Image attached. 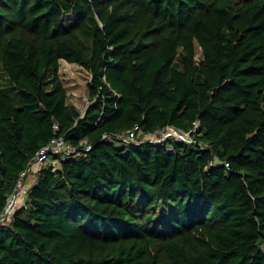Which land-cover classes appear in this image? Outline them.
Segmentation results:
<instances>
[{
  "label": "trees",
  "instance_id": "1",
  "mask_svg": "<svg viewBox=\"0 0 264 264\" xmlns=\"http://www.w3.org/2000/svg\"><path fill=\"white\" fill-rule=\"evenodd\" d=\"M56 136L91 149L41 168L0 264H264V0H0V212Z\"/></svg>",
  "mask_w": 264,
  "mask_h": 264
},
{
  "label": "built area",
  "instance_id": "2",
  "mask_svg": "<svg viewBox=\"0 0 264 264\" xmlns=\"http://www.w3.org/2000/svg\"><path fill=\"white\" fill-rule=\"evenodd\" d=\"M103 80L106 85L110 86L106 76L103 77ZM102 87L101 85L100 89H102ZM115 94L120 96L118 92H115ZM88 99L84 111H86L92 103V101ZM194 125L195 128L191 131L169 124L165 127L156 129L154 132L142 131L139 126H135L116 136L104 134V138L114 140L117 145H141L144 142H149L153 145H161L172 141L194 144L197 142L196 134L198 133L199 122L196 121ZM85 143L86 142H81L77 145L67 140L64 136H56L50 142L44 144L30 159L28 166L20 173L15 190L9 195L6 206L0 212V227L10 224L16 211L25 205L29 191L36 182L37 174L43 166L47 164L56 166L55 160L57 161L58 157L80 156L84 154V152L91 149V145ZM170 148L172 149V147ZM35 169L37 171H35ZM35 172L37 174H35ZM30 176H36V178H34L32 182H29L31 181L28 180Z\"/></svg>",
  "mask_w": 264,
  "mask_h": 264
},
{
  "label": "rangeland",
  "instance_id": "3",
  "mask_svg": "<svg viewBox=\"0 0 264 264\" xmlns=\"http://www.w3.org/2000/svg\"><path fill=\"white\" fill-rule=\"evenodd\" d=\"M201 56V48L197 46L196 57L201 58ZM61 69L63 79L70 94V102L75 103L83 112L88 103V82L91 75L77 64L62 65ZM55 164L59 166V161L55 160ZM34 178H36V176Z\"/></svg>",
  "mask_w": 264,
  "mask_h": 264
},
{
  "label": "crops",
  "instance_id": "4",
  "mask_svg": "<svg viewBox=\"0 0 264 264\" xmlns=\"http://www.w3.org/2000/svg\"><path fill=\"white\" fill-rule=\"evenodd\" d=\"M69 65V64H74V63H70V62H68L67 60H65V59H61L60 60V69H59V72H60V75H61V77L63 78V75H62V65ZM76 65V64H75ZM67 86V85H66ZM73 103V102H72ZM73 104H75V103H73ZM76 105V104H75ZM77 106V105H76ZM78 107V106H77ZM79 108V107H78ZM35 171H37L36 169H35ZM35 174H37L36 172H35ZM34 177L33 176H30L29 177V179L28 180H31V181H29V182H32V180H34L33 179Z\"/></svg>",
  "mask_w": 264,
  "mask_h": 264
}]
</instances>
